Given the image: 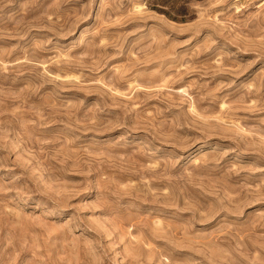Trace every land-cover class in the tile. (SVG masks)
<instances>
[{"label":"rangeland","instance_id":"obj_1","mask_svg":"<svg viewBox=\"0 0 264 264\" xmlns=\"http://www.w3.org/2000/svg\"><path fill=\"white\" fill-rule=\"evenodd\" d=\"M0 264H264V0H0Z\"/></svg>","mask_w":264,"mask_h":264}]
</instances>
